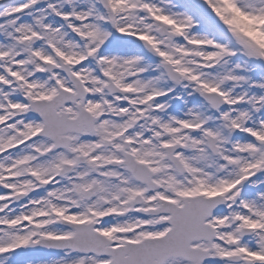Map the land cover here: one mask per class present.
<instances>
[{"label":"snow or ice","instance_id":"snow-or-ice-1","mask_svg":"<svg viewBox=\"0 0 264 264\" xmlns=\"http://www.w3.org/2000/svg\"><path fill=\"white\" fill-rule=\"evenodd\" d=\"M0 264H264V0H0Z\"/></svg>","mask_w":264,"mask_h":264}]
</instances>
